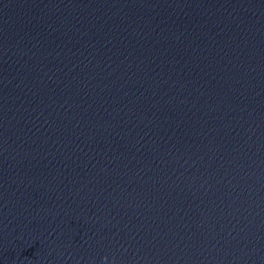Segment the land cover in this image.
<instances>
[{"label": "water", "instance_id": "obj_1", "mask_svg": "<svg viewBox=\"0 0 264 264\" xmlns=\"http://www.w3.org/2000/svg\"><path fill=\"white\" fill-rule=\"evenodd\" d=\"M0 264H264V0H0Z\"/></svg>", "mask_w": 264, "mask_h": 264}]
</instances>
